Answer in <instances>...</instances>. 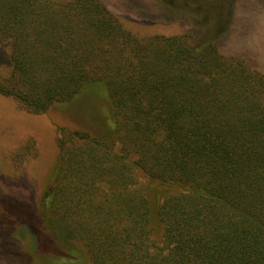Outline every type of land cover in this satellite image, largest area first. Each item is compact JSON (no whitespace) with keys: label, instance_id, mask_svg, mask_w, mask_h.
<instances>
[{"label":"trees","instance_id":"obj_1","mask_svg":"<svg viewBox=\"0 0 264 264\" xmlns=\"http://www.w3.org/2000/svg\"><path fill=\"white\" fill-rule=\"evenodd\" d=\"M182 1L140 36L103 0H0V95L94 129L58 128L34 210L3 213L28 264H264V70L227 51L228 9L209 24L224 1Z\"/></svg>","mask_w":264,"mask_h":264},{"label":"rangeland","instance_id":"obj_2","mask_svg":"<svg viewBox=\"0 0 264 264\" xmlns=\"http://www.w3.org/2000/svg\"><path fill=\"white\" fill-rule=\"evenodd\" d=\"M103 1L118 19L140 36L177 33L178 25L187 18V14L179 9L182 0ZM220 1L225 4L217 2L210 6L209 24L213 25L215 19L223 24L219 17H228L226 11L221 10L228 9L235 27L230 26L226 31L227 51L250 57L258 63L259 69L264 70V0H235L233 5L227 0ZM208 3L212 4L211 1ZM3 51L0 45V54ZM82 107L94 114L93 106ZM60 127L94 131L91 122L75 106L62 111L51 108L36 114L16 100L0 95V223L10 210L16 215L29 208L34 210L56 161V137ZM137 176V187L147 195L154 213L165 189L161 186L156 189L142 175L137 173ZM4 231L0 228V263L28 264L20 254L21 245L12 239H3ZM29 244L30 241L27 246Z\"/></svg>","mask_w":264,"mask_h":264}]
</instances>
